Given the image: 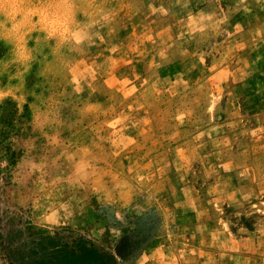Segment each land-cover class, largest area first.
Here are the masks:
<instances>
[{"label":"rangeland","instance_id":"obj_1","mask_svg":"<svg viewBox=\"0 0 264 264\" xmlns=\"http://www.w3.org/2000/svg\"><path fill=\"white\" fill-rule=\"evenodd\" d=\"M102 258L264 264V0H0V264Z\"/></svg>","mask_w":264,"mask_h":264},{"label":"trees","instance_id":"obj_2","mask_svg":"<svg viewBox=\"0 0 264 264\" xmlns=\"http://www.w3.org/2000/svg\"><path fill=\"white\" fill-rule=\"evenodd\" d=\"M121 255H123L121 253ZM84 264H110L108 259L102 258V259H96L92 260V262H86Z\"/></svg>","mask_w":264,"mask_h":264}]
</instances>
